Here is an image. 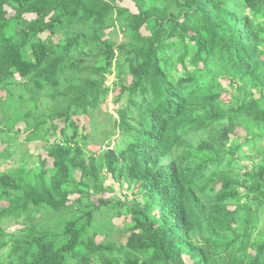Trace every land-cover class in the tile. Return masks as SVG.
<instances>
[{
	"label": "trees",
	"instance_id": "16d2710c",
	"mask_svg": "<svg viewBox=\"0 0 264 264\" xmlns=\"http://www.w3.org/2000/svg\"><path fill=\"white\" fill-rule=\"evenodd\" d=\"M130 1L0 0V264H264V0Z\"/></svg>",
	"mask_w": 264,
	"mask_h": 264
},
{
	"label": "rangeland",
	"instance_id": "374dc122",
	"mask_svg": "<svg viewBox=\"0 0 264 264\" xmlns=\"http://www.w3.org/2000/svg\"><path fill=\"white\" fill-rule=\"evenodd\" d=\"M118 5L121 6V7H124V8H128L130 9L133 13H136V9L133 5V3L130 1V0H118ZM109 32H111V30H107L106 33L108 34ZM142 33L144 35H147V33L142 30ZM117 40H118V43H120L121 40H125L123 39L120 35L117 37ZM55 41H57V38H55ZM111 80L109 78V83H111ZM131 78L130 77H127V82H130ZM19 91H21V93H25V91L22 89V90H17L16 93H18ZM115 92H118V90H116ZM1 94V93H0ZM2 96H4V94H2ZM115 96V94H111L109 97H108V101L100 108V113L98 114V118L99 120H103L105 121L106 120V114L107 113H110V114H115V111L117 110V108H119L122 103L116 105L113 103L112 101V97ZM27 99L28 97L25 96L24 98V102H23V105H22V109L20 110V112H25L27 110L30 109L29 107V103H27ZM222 99L224 101H227L229 99V95L228 94H224ZM50 102L49 98L47 97H44L43 100H40L38 105H37V108L35 110V113H38V114H41L42 111L44 110V108L46 107V105ZM4 113L6 114V116L8 118H10L13 114H15V111L11 109V106H4ZM13 117V116H12ZM7 123V122H5ZM5 123H1V117H0V128H4L5 130V127L10 125L9 122L6 124V126L4 127ZM25 128V125L23 123H20L18 125H16L14 127V131L13 133L15 134V132L17 130H24ZM5 132V131H4ZM238 134L239 135H243V132L241 130H238ZM15 137V136H14ZM4 139H7V134L6 133H3L1 134L0 133V151H3V149H6L7 147V144L6 143H2ZM23 140V138L21 139ZM21 140L18 139L16 142H11V152H14V157H18L20 158L21 155H25L27 152L29 153V155H33L36 153V148L39 147V146H42L43 143L41 144H23L21 145ZM13 143V144H12ZM47 155H43V157H46ZM35 159H32L31 161H34ZM1 162V161H0ZM9 167H11V164L7 163V164H3V165H0V170L1 171H4V169H8ZM110 182H108L107 184H109ZM117 228L115 229V231L113 232V235H110L109 236V239L115 241V242H124V240L127 238L128 235H126L124 233V231L122 230L123 229V225H122V222H123V219H117ZM3 228L9 232V233H15L18 231V229L20 228L19 225L13 221V220H7L4 222L3 224ZM184 260L185 262L187 263H190V260L188 257L184 256Z\"/></svg>",
	"mask_w": 264,
	"mask_h": 264
},
{
	"label": "clouds",
	"instance_id": "9594fccd",
	"mask_svg": "<svg viewBox=\"0 0 264 264\" xmlns=\"http://www.w3.org/2000/svg\"><path fill=\"white\" fill-rule=\"evenodd\" d=\"M118 187V185H115ZM126 192L122 193V194H125ZM113 235V234H112ZM127 238L124 240V242H126ZM117 243H120V242H117ZM123 243V242H122Z\"/></svg>",
	"mask_w": 264,
	"mask_h": 264
}]
</instances>
